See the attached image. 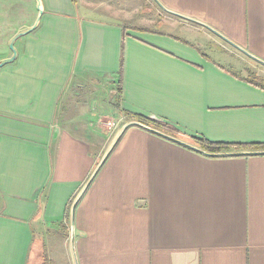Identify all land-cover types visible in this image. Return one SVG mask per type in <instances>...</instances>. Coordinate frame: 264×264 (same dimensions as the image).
<instances>
[{
    "label": "crops",
    "instance_id": "0c3cea01",
    "mask_svg": "<svg viewBox=\"0 0 264 264\" xmlns=\"http://www.w3.org/2000/svg\"><path fill=\"white\" fill-rule=\"evenodd\" d=\"M149 1L175 23L128 32L75 0H0V61L29 31L0 67V264H47L42 232L48 264H264V156L137 127L78 202L72 254V204L134 117L200 150L264 151V68L200 26L264 62V0H158L196 23ZM106 116L121 127L99 149Z\"/></svg>",
    "mask_w": 264,
    "mask_h": 264
},
{
    "label": "rangeland",
    "instance_id": "374dc122",
    "mask_svg": "<svg viewBox=\"0 0 264 264\" xmlns=\"http://www.w3.org/2000/svg\"><path fill=\"white\" fill-rule=\"evenodd\" d=\"M151 6L152 3L149 0H75V8L77 12L83 15H88L89 11L91 10L98 12L101 16H105L109 19L111 18L112 20L118 21L122 24V27L128 32L145 31V18L146 21L148 19L150 20V22L148 21L150 27L158 30L161 29V27L158 26V22L160 23V25L162 24L161 26L164 29H166L165 25L172 26L175 23V19H173L172 17L165 16L163 13H160V11H157L155 7L152 6V9L150 10L149 7ZM5 11V9H0V19L6 18L4 15ZM249 77H251V75H249ZM101 96L103 97L101 101L106 100V93H101ZM75 99L80 100L81 97L77 96ZM84 99L87 100V97L85 95ZM100 107H98V109L104 111V105H100ZM74 108L78 111L77 107ZM111 117L112 118L106 116L105 118L99 120L97 125L95 124L94 128L95 130H98V134L99 136H101V142H98L97 138L91 137V144H93L94 147H98L99 149H101L102 144H104V141L106 145L110 142L111 130L106 127V124L108 122L114 123L115 128L118 130L120 129L119 127L121 126L117 125L118 120L116 118H113L115 116ZM49 234V232H42V240H39L41 242H45L44 248L47 255H44V257H46L47 259L45 260L47 264L49 263V259L47 258L49 257ZM39 236L40 234L37 233L36 237Z\"/></svg>",
    "mask_w": 264,
    "mask_h": 264
},
{
    "label": "water",
    "instance_id": "95a60500",
    "mask_svg": "<svg viewBox=\"0 0 264 264\" xmlns=\"http://www.w3.org/2000/svg\"><path fill=\"white\" fill-rule=\"evenodd\" d=\"M155 5L162 10L163 12L173 15L175 17L184 19L186 21L189 22H194L193 20H190L188 18H185L183 16L177 15L175 13H172L170 11H168L167 9H165L162 4L158 1V0H152ZM39 11V15L42 14V11L38 8ZM202 27H204L206 30H208L209 32H211L213 35H215L218 39H220L222 42H224L225 44L229 45L230 47H232L233 49H235L236 51H238L239 53H241L242 55H244L245 57H247L248 59H250L251 61L255 62L256 64L260 65L261 67L264 68V62L259 60L258 58L254 57L253 55H251L250 53H248L246 50H244L243 48L237 46L236 44H234L233 42L229 41L228 39H226L224 36H222L221 34H219L218 32H216L215 30L205 26V25H200ZM29 31L28 30H22L20 32H18L15 36H13L11 38V40L8 43V48L10 49L12 56L11 58L5 59L0 61V67L12 63L15 58H16V50L14 48V42L21 36L27 34ZM130 127H137L141 130H144L150 134H153L155 136H158L164 140H167L169 142H172L174 144H177L181 147H184L186 149H189L190 151L196 152L200 155L206 156V157H212V158H226V157H253V156H264V151H258V152H227V153H216V154H211V153H207L203 150L198 149L197 147L187 144L185 142H182L174 137L168 136L164 133L159 132L158 130H155L151 127H148L146 125H143L139 122H130L128 124H126L125 126H123V128L121 129L120 133L118 134V136L115 138L114 142L112 143V145L110 146V148L108 149V151L105 153V155L103 156V158L101 159V161L99 162V164L97 165L96 169L94 170V172L92 173V175L90 176L88 182L85 184L83 190L81 191V193L79 194V196L76 198V200L74 201V203L72 204L71 210H70V246H71V251L72 254L74 255V218H75V208L78 204V202L80 201V199L82 198V196L84 195V193L86 192V190L88 189V187L90 186V184L92 183L93 179L96 177V175L98 174V172L100 171V169L103 167V165L105 164L106 160L108 159L109 155L111 154V152L113 151L114 147L117 145V143L119 142V140L121 139V137L123 136V134L125 133V131L130 128Z\"/></svg>",
    "mask_w": 264,
    "mask_h": 264
},
{
    "label": "trees",
    "instance_id": "16d2710c",
    "mask_svg": "<svg viewBox=\"0 0 264 264\" xmlns=\"http://www.w3.org/2000/svg\"><path fill=\"white\" fill-rule=\"evenodd\" d=\"M134 120L136 122H139L143 125H146L148 127L154 128L159 131H165L166 124H163L161 122H157L154 120H148L142 117H134ZM197 145L203 149V151L211 154H216V153H227L230 152V146L229 145H221V144H214V143H209L206 142L205 140L202 139H197L196 140ZM253 149H259V145H252ZM236 150H242L245 149L243 146H236Z\"/></svg>",
    "mask_w": 264,
    "mask_h": 264
},
{
    "label": "built area",
    "instance_id": "2783aa9c",
    "mask_svg": "<svg viewBox=\"0 0 264 264\" xmlns=\"http://www.w3.org/2000/svg\"><path fill=\"white\" fill-rule=\"evenodd\" d=\"M106 127L110 130V129H112V128L114 127V123H112V122H108V123L106 124Z\"/></svg>",
    "mask_w": 264,
    "mask_h": 264
}]
</instances>
